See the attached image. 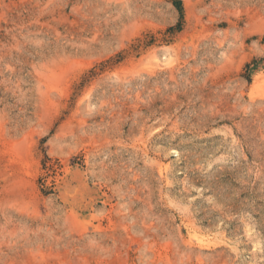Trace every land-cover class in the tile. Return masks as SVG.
Listing matches in <instances>:
<instances>
[{"label":"rangeland","instance_id":"obj_1","mask_svg":"<svg viewBox=\"0 0 264 264\" xmlns=\"http://www.w3.org/2000/svg\"><path fill=\"white\" fill-rule=\"evenodd\" d=\"M0 264H264V0H0Z\"/></svg>","mask_w":264,"mask_h":264},{"label":"trees","instance_id":"obj_2","mask_svg":"<svg viewBox=\"0 0 264 264\" xmlns=\"http://www.w3.org/2000/svg\"><path fill=\"white\" fill-rule=\"evenodd\" d=\"M177 8L182 13V3H181V1H178Z\"/></svg>","mask_w":264,"mask_h":264}]
</instances>
